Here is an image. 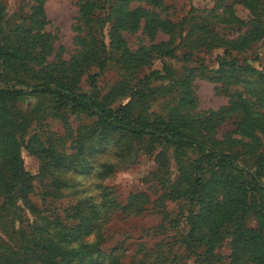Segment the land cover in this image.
<instances>
[{"label":"trees","instance_id":"16d2710c","mask_svg":"<svg viewBox=\"0 0 264 264\" xmlns=\"http://www.w3.org/2000/svg\"><path fill=\"white\" fill-rule=\"evenodd\" d=\"M31 1L29 13L5 21L0 0V264H122L123 247L105 249L106 229L117 215L143 216L151 198L145 192L125 202L110 198L105 182L122 164L95 162L110 142L129 165L139 150L153 155L163 148L152 174L162 187L158 233L166 235L165 223L174 222L167 203L186 204L171 225L177 235L165 240L169 253L160 264H222L225 257L217 250L225 243L228 264H264V72L249 57L253 45L264 41V0L237 1L247 20L233 14V5L218 14L217 7L192 6L174 20L162 0L136 7L142 0H77L78 49L69 61L61 52L49 60L55 39L45 28L46 0ZM223 24H237L238 35L223 34ZM139 30L151 44L134 51L124 33ZM161 34L168 39L157 41ZM219 49L215 68L198 58ZM155 58L184 69L177 73L164 63L162 70L136 77ZM110 63L123 78L101 95L98 78ZM199 75L227 90L238 86L226 91L229 106L201 117L190 114L197 106L193 78ZM83 81L92 93L83 91ZM116 96L127 102L116 104ZM32 97L50 106L23 108ZM45 112L61 121L62 134L34 131ZM228 121L235 129L217 138ZM169 148L178 167L174 180ZM25 153L36 159V173L27 170ZM91 173L100 182V199L85 195L57 205L76 187L75 177Z\"/></svg>","mask_w":264,"mask_h":264},{"label":"rangeland","instance_id":"374dc122","mask_svg":"<svg viewBox=\"0 0 264 264\" xmlns=\"http://www.w3.org/2000/svg\"><path fill=\"white\" fill-rule=\"evenodd\" d=\"M77 0H46L45 10L48 18V23L45 26L46 31L51 32L54 37V54L49 57L52 61L55 53L61 52L63 59L69 61L73 56L76 55L78 44L76 42V31L75 26L78 18V6ZM167 6H170V15L174 20L181 19L186 15L191 7L197 9H212L216 8V12L222 13L225 9L224 5H233L234 15L240 20L248 19V11L243 4L237 2L240 0H162ZM6 5L5 21H12L15 16L21 18L30 12L34 3L31 0H4ZM144 6L146 3L142 1L134 2L133 6L138 5ZM152 9V8H151ZM164 13V12H163ZM223 34L228 37L237 36V24L226 25L223 24ZM124 37L128 42L131 50H137L143 45H150L149 38L144 34L143 30H139L136 33H124ZM168 38L164 35H159L157 41L167 40ZM108 42V39L106 40ZM223 50H215L210 54L201 53L198 58L205 61L207 65L216 67V57L218 54H222ZM249 57L257 58L254 66L264 72V41L253 45ZM244 56L242 57V59ZM201 61V60H200ZM164 63H169L172 68L180 73L184 66L179 69V65L171 61L170 59L155 58L149 67L141 70L136 75L138 78H143L146 75L151 74L155 70H162ZM195 63H189L186 67H194ZM211 76V75H209ZM123 72L116 66L115 63H110L106 71L100 74L98 78V92L101 95H108L112 92V88L122 81ZM238 86H232L228 90L223 86V83L210 81L202 76H195L193 78V90L197 97V106L194 109H190V114L195 117H201L205 113L210 111H219L221 108L227 107L230 104V98L226 91H233ZM81 88L87 93H92V90L88 87V84L83 81ZM240 90L244 91L243 88ZM116 104H125L127 99L116 96ZM23 108L31 110L35 107H41L44 110L50 106V102L47 100L41 101L39 98H29L22 104ZM34 131L41 129L48 130L55 133H63V127L61 121L55 119L50 112H45L39 116L37 122L33 126ZM235 129L233 121H228L222 125L216 135L217 138L222 139L227 133ZM33 131V130H31ZM30 131V133H31ZM234 137H238L233 135ZM264 142V137L262 138ZM139 150L141 144L135 146ZM162 147H157V151L153 154H147L143 151L136 153L135 162L133 165L125 163V161L119 157V147L113 142H110L104 147V153L100 154L96 158L99 165L107 162L122 165L119 166L115 174L105 182L110 187V198L117 196L122 202L132 193L145 192L151 198L149 204V210L141 217H130L124 218L121 215L113 217L112 223L107 227L105 232V238L107 243L105 249L113 247H123L124 251L121 252L122 264H160L163 260L162 257L168 255L169 248L165 242H171V238L176 237V230L171 228L174 225L176 219L179 218L180 208L186 206L185 202L180 203H167V208L172 214L173 224L165 223L166 235L158 233V226L161 223V217L156 214V201L161 194L162 187L159 182L154 180L152 174L159 168V164L156 162L155 157L158 152L162 151ZM197 155L191 153L190 159H195ZM26 168L31 173L38 171V163L36 159L30 157L26 153L24 154ZM167 158L169 159V171L170 178L174 180L177 176L178 167L174 159V149L169 148L167 151ZM126 164L128 166H126ZM162 176V175H161ZM210 175L206 173V177ZM75 185L66 191L67 198L63 201L58 202L57 205H67L75 197H84L85 195L97 196L100 199V194L103 193L99 189V181L96 175L92 173L89 176L75 177ZM37 193L40 190L37 188ZM34 200L40 203L38 197H34ZM155 207V208H154ZM157 210V209H156ZM251 226H255L254 220L250 222ZM217 252L225 257V263L228 264L227 258L230 255V247L228 243H225L220 247ZM169 264V263H167ZM188 264H195L193 260L189 261ZM221 264V263H220Z\"/></svg>","mask_w":264,"mask_h":264}]
</instances>
